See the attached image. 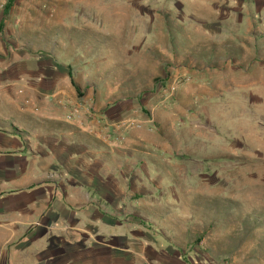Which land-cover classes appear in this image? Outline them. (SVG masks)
Returning a JSON list of instances; mask_svg holds the SVG:
<instances>
[{
	"label": "rangeland",
	"instance_id": "rangeland-1",
	"mask_svg": "<svg viewBox=\"0 0 264 264\" xmlns=\"http://www.w3.org/2000/svg\"><path fill=\"white\" fill-rule=\"evenodd\" d=\"M0 127L59 180L86 181L66 155L90 144L125 153L91 195L125 235L21 236L44 192L16 187L0 264H264V0H0Z\"/></svg>",
	"mask_w": 264,
	"mask_h": 264
},
{
	"label": "crops",
	"instance_id": "crops-1",
	"mask_svg": "<svg viewBox=\"0 0 264 264\" xmlns=\"http://www.w3.org/2000/svg\"><path fill=\"white\" fill-rule=\"evenodd\" d=\"M40 144L41 146L37 151L31 150L26 147L25 139L18 135V133L15 134L13 130L0 127V213L5 212L6 216L7 214H11L12 209L8 207V204H4L3 202L6 198H10L9 196L16 194L14 192L16 187H19L18 189H21V192H32L35 190H42L44 192L43 198L22 202V205L29 212L21 215L20 222L22 224H29V226L22 232L21 236H31L34 232L42 235L43 232L37 230L42 228L47 236L51 235L50 230H52L53 234L62 235L70 231V229L76 228L75 225L80 224L83 226L96 225V234L107 236V240L112 237L125 235V233L121 232V226L125 224V220L119 219L115 223L106 221L105 219L112 217L108 213L102 214L93 203L94 197L91 196L92 194H98L105 186V184L102 186H99V184L95 185L94 178L97 179L98 183L110 181L109 179H105L110 174L109 163H113L116 168L111 171L113 175L115 174V170H117V174L120 173L119 158L124 157V151L107 150L103 152L98 150L94 152L93 144H90V148L85 149V155L79 152L68 153L66 155L68 162L72 164L74 162L73 165L86 175V181L80 183L76 179L72 181L65 177L66 174H78L77 176L81 174L79 172H70L66 167H64V175L60 174L62 179L59 180L57 173H59V168L62 166L60 156L54 150L51 151V148H48L49 146L46 141H42ZM107 158L111 159L110 161L112 162L108 163L106 161ZM95 161L99 164L97 170H94ZM52 173H54L53 176ZM7 174L11 177L7 178ZM104 174L107 175L105 178ZM112 181L116 182L117 186L121 183L119 179H112ZM59 191L64 193V197L56 196L55 193ZM75 195L80 197H76ZM35 204L39 206V209L38 212L34 213L32 208ZM63 209L67 210L69 214L63 215L61 213ZM87 210L98 213L95 217L86 219L85 216L87 215L85 212ZM30 224L33 225L30 227ZM111 248L117 249V247H112L106 242H102L100 248L89 245L80 249L85 250L86 253L93 254L95 250L110 251ZM71 252L72 250L68 247H60L55 249L54 253L56 256V254L68 255ZM40 261L46 264H53L49 256ZM71 262L72 258L69 257L67 261L61 264H72ZM90 264L95 263L90 262ZM97 264L101 263L98 262Z\"/></svg>",
	"mask_w": 264,
	"mask_h": 264
},
{
	"label": "water",
	"instance_id": "water-1",
	"mask_svg": "<svg viewBox=\"0 0 264 264\" xmlns=\"http://www.w3.org/2000/svg\"><path fill=\"white\" fill-rule=\"evenodd\" d=\"M13 133H15V134H16L17 132H14V131H13Z\"/></svg>",
	"mask_w": 264,
	"mask_h": 264
}]
</instances>
